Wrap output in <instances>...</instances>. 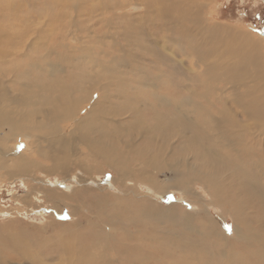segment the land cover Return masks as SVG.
<instances>
[{
	"label": "bare ground",
	"instance_id": "6f19581e",
	"mask_svg": "<svg viewBox=\"0 0 264 264\" xmlns=\"http://www.w3.org/2000/svg\"><path fill=\"white\" fill-rule=\"evenodd\" d=\"M80 1H84L86 4L87 12H82L84 17H81V13L76 7ZM92 1L96 4L88 7L87 4ZM136 2L145 9V12L140 13L139 16L147 28H137L139 25L136 26L125 18L126 24L122 21L123 19L121 20L123 26L122 22L118 23L124 31L118 32L115 39L108 32L102 33L103 27L98 25L100 20H104L109 12L114 11L122 4H124L121 6L122 8L123 6L131 7ZM198 2L199 0H66L61 5V7L64 6L62 10H49L58 17L61 26L59 32L62 33L68 29L74 20L84 24L97 20L94 25H97L98 34L92 36L90 31L84 30L83 41L85 44L80 46L78 56H75L73 52L71 53L74 55H71L70 52L67 53L54 45L50 46L51 51L47 53V56L51 59L49 58L48 61L45 59V64L42 66L35 65L33 67L32 63L34 62L31 63V72L34 73L39 70L36 67L45 68L42 70L43 73L50 69L45 74L50 77L46 87L37 80L33 83L34 89L21 86L19 89L16 86V80H12L10 77L21 79L22 74L20 75L18 62L21 58L20 50L23 43H17L13 39L17 24L13 21L14 16L11 14L12 0H0V132L6 129L4 127H7L10 132L30 129L32 130L31 134L39 133L38 139L48 140L51 148L50 152L47 150L45 152L40 148L43 156L48 158V163H51L47 171L44 172L50 173L49 175L54 177L61 176L65 179H63L64 181L71 177L75 170V166L71 164L76 165L77 163V161H72L75 152L72 146L73 138L70 139L68 134L64 136L61 132V126L67 119H75V128L81 133L78 136L79 141L89 144L93 160L98 161L100 166L115 168L121 177H129L128 171L138 159L144 160L143 170L148 172L159 170L148 167L163 155L169 157L173 155V151L176 154L175 150H177V159L180 160V163L177 162V167L180 169L181 175L184 176L178 177L174 183L182 187L187 186L189 181L199 180L211 189V194L217 204L225 210L227 207L232 213L239 236L249 244L248 247L242 245L236 247L235 244H228L222 237L225 242L220 240L221 243L217 245L214 252L204 253L198 247L200 244L197 243L203 239L199 238L190 245L182 232H172L168 234V241L164 240V244L167 245L166 249L171 254L179 252L178 262L180 264H244V259L248 257L252 260V264H264V167H258L259 171H251L247 165L250 160L246 159V156H250L252 153L256 154V150L252 148L260 143L255 138H261L260 135L262 138L264 137V55L260 44H257L248 34L240 33L227 25L214 22L210 24L206 20L207 13L197 5ZM44 12L45 10H42L39 14L44 15ZM111 18L113 19L109 21L120 17L112 16ZM152 30L156 31V34ZM26 34L28 35L27 32ZM76 37L78 36L76 35ZM119 39H121V43L124 40L126 45L117 48L119 43L116 44V40ZM34 40L36 39L34 38ZM107 40L110 41V45L106 44ZM101 44H105L107 49H100ZM186 51L189 52L186 62H188V58H194L198 64V70H194V68L191 69L192 71L187 70V65L181 61V58L185 59L182 55ZM168 52L180 57L179 62L170 58ZM146 62H152V64ZM48 63L50 64L48 65ZM160 67L163 69L160 70ZM183 68L186 70H182ZM117 69L124 74H140L147 83L137 78L130 82L122 80L123 78L116 77L118 72L114 74ZM152 71H156L154 76H152ZM179 79L194 83L195 85H193L197 87L196 90H202L204 93L189 90L186 85H178ZM168 82L182 90L185 89V94L188 93L187 97L180 94L178 87L171 92L161 91L164 86L168 85ZM207 83H210L211 86H206ZM30 90H34L33 95L29 94ZM217 91L227 92L229 97L221 98L224 99L223 103L225 104L222 110H219V106L221 107L219 99L214 97L218 101V105L215 102L212 103L213 110H218L214 112L208 109L209 106L204 105L203 100H208L210 96L213 97L212 93ZM97 92L100 93L98 99L94 97ZM173 97H183L188 100L187 105L190 106L188 110L181 109L178 112L180 104L178 105ZM199 100H202L203 103ZM86 104L91 105L90 112L84 114L82 120L81 118L77 119ZM131 104H137L140 107L131 108ZM128 107L131 108V114L134 115V120H130L132 124L125 123L119 116L121 111H125ZM141 109L142 115L147 116V122H143L142 118L137 116ZM162 110L165 112L162 113ZM108 115H115L120 121L118 122ZM97 116L100 119L96 118ZM249 123H253L254 130L256 128L260 130L259 135L249 133L253 130ZM246 135L249 137L248 143L241 140ZM173 141H178L179 144H175V147L169 151L168 147ZM149 144H151V148H149ZM207 144H209V148L205 149ZM4 155L5 157L0 160L2 159V167L6 170L8 168L6 176L9 179L19 176L22 178L39 164L34 161L35 158L27 160L21 155L12 158L9 150ZM75 155L77 154H74V158ZM233 157L236 158L233 159ZM237 164L247 166L246 171H235ZM120 172H123L122 175L119 174ZM43 175L48 178L52 177ZM249 176L253 184L249 183ZM257 176H263V179L261 177V181H259L261 184L257 182ZM86 178L92 179L87 175ZM71 182H73L72 179ZM85 182L87 183V181ZM46 185L48 184L46 183ZM50 185L52 186L48 185V190L43 189L48 202L50 201L49 204L58 202V205L55 204L56 207L62 208L61 202L58 201L62 196L57 192L56 185ZM60 185L62 186V184ZM37 200L40 199L37 198ZM67 203L69 202L67 201ZM149 209L154 210L151 207ZM161 211L160 209L159 212ZM133 215L142 224L153 221L151 213L143 212L142 209H139L136 214L134 212ZM99 218L103 220V216ZM154 227L156 225H153ZM161 230L160 235L163 231ZM161 236L157 234V237L149 236L148 238L152 240L153 244L158 245L160 241L156 238L160 239ZM47 240L49 242L36 243L19 235L14 237L0 235V264H15V260H19L22 264H76L77 260H79V264H111L107 261L106 251L94 254L93 249L66 247L62 242L53 244L52 239ZM107 240L109 241V239ZM113 240L115 241V239ZM160 244L159 247L163 248L162 240ZM9 253L16 254L15 258L8 257ZM134 256H136L137 263L139 254H134ZM212 256L214 257L212 258ZM173 259L175 260V257ZM122 262L126 263V260L123 259Z\"/></svg>",
	"mask_w": 264,
	"mask_h": 264
},
{
	"label": "rangeland",
	"instance_id": "374dc122",
	"mask_svg": "<svg viewBox=\"0 0 264 264\" xmlns=\"http://www.w3.org/2000/svg\"><path fill=\"white\" fill-rule=\"evenodd\" d=\"M65 2L66 0H12L10 7L11 14L14 16L13 21L17 24V29L14 32L15 36L13 37V39L17 43H23V44L20 50L21 58L19 59L18 62V67H20L19 69L21 71L20 75L22 74L21 79L19 80V77H10V78L12 80H16L17 82L16 86L19 87V89H21V87L34 89L35 87L33 86V83H35V81L37 80L42 82L43 86L46 87L50 77L45 74L49 72L50 69H48L46 73L42 72V70L45 69L43 67H36L40 71L38 70V72L35 73L31 72V69H32V64L33 67L35 65L42 66L45 64L44 63L45 59L48 61L50 57L47 56V53L51 51L50 46L54 45L56 47H59L61 50L62 49L65 50L67 53L70 52L69 54L71 55L75 54V56H78V54L80 53V49H79L80 46L82 44H85V42L83 41L84 40L83 34L85 33L84 30L87 29L88 31H90V33H92L90 35L92 36H96L98 34V32L96 31L97 25H94L97 23V20L92 22L93 24L91 22L89 24L77 23V21L74 20L73 24L70 25L68 29H66L62 33L59 32L61 26L58 17L55 14H53L52 11L49 10L52 9V10L60 11L64 8V6L61 7V5ZM95 4L96 3L92 1L91 3L87 4V6L92 7ZM85 5L86 4L84 1H80V3L76 4L78 11L81 13L80 14L81 17H84V13L82 12H87V8ZM197 5L204 12L207 13L206 20H208L210 24L214 22L222 25H227L231 28L236 29L240 33L248 34L256 41L257 44H260L259 46L261 47L264 55V0H203V1L199 0ZM121 6L117 7L118 9L116 8L114 10L115 12L114 11L109 12V14L107 15L109 16V18H106L107 17L106 16L104 17V20H100L98 22V25L100 27H103L102 33L108 32L110 33L111 37L115 39L118 32L123 30L122 28L123 22L126 24V19L131 21V23H133L136 26L139 25L137 26V28H143V29L147 28L146 27L147 25H145L142 22L139 16L140 13L145 12L144 11L145 9L141 4L136 2L131 7L123 6L122 8ZM24 10L27 11L22 12ZM42 10H45L44 15L39 14V12H41ZM122 15L125 16L122 18L121 17ZM112 16L113 17L119 16L120 18L119 19L116 18L114 21H109L110 19H113L111 18ZM139 21L141 22V24ZM119 22L120 24L122 22V26L118 25ZM51 27H53L54 29ZM26 32L28 33V35L26 34ZM154 32L156 34V31ZM76 35L78 37H76ZM34 38L36 40H34ZM79 40L81 41V43ZM120 41L121 39L116 40V44L119 43L116 46L117 48L126 45L124 40L122 41V43ZM109 42L110 41L107 40L106 44L110 45L111 43ZM89 43L93 45V43L91 42ZM67 44L69 47L67 46ZM99 48L107 49V46L105 44H101ZM71 52H73L74 54ZM168 53L170 58L176 61H178V59L180 60V57H177L170 52ZM188 54L189 52L186 51V53L182 55L185 57V59L181 58V61L187 65V70L190 71L192 68H194V70L195 69L198 70L199 69L197 68L198 64L195 62L194 58L193 59L188 58L189 60L188 62H186L187 57H189ZM146 63L152 64V62H146ZM49 64L50 63H48V65ZM29 69L30 71H28ZM159 69L162 70L163 68L160 67ZM182 70H186V69L183 68ZM116 72H118V75H116V77H121L123 78L122 80H128L130 82L133 79L137 78L141 81L146 82L145 79L140 74H135V75L124 74L121 73L118 69L117 71L114 72V74ZM155 73L156 71L154 72L152 71V76H154ZM178 82H179L178 85L180 84V86L186 85L189 90L198 91V89L196 90L197 87L194 86L195 84L190 81L188 82L185 79H181V80L179 79ZM207 85L211 86L210 83H207L206 86ZM177 87L174 84L172 83L170 84L168 82V85L164 86L163 90L161 91L171 92L172 90L177 89ZM178 89L180 88L178 87ZM184 90L180 89V94L183 95V97H187L188 93L185 94ZM98 93L99 92H97V94L94 95V97L97 99L100 97V93L99 94ZM29 94L33 95L34 90H30ZM212 95L213 97L212 96L208 97V100H203L204 105L206 107L209 106L208 107L209 110H213L212 103L215 102L218 105V101L214 98L216 97L217 99H219L221 103V107L219 106V110H222L225 105L223 103L224 99L229 97L228 93L227 92L221 93L217 91L212 93ZM223 96L226 97L224 99H221ZM183 97L182 98L173 97V100L178 102V105L180 104L179 105L180 108L178 109V112H180L181 109L183 111H187L188 108L190 107L189 105H187L188 100H186ZM203 101L199 100V102L202 103ZM169 102L172 101L169 100ZM202 103L200 104L203 105ZM131 106H132L131 108L135 107V109L136 107L137 108L140 107L137 104L136 105L131 104ZM84 107L85 108H83L82 111L79 113L77 119L81 118L82 120L84 116L90 112L91 105L86 104ZM131 108L128 107L127 109H125V111H121V114L119 115L122 117V120H124L125 123H131L130 120L132 121L134 120L133 119L134 115L131 114ZM213 111L217 112L218 110L215 109ZM161 112L164 113L165 110H162ZM142 114L143 111L141 109V111H139V114H137V116L141 117L142 118L141 120L143 122L145 121L147 122L148 121L147 116L144 117ZM108 116H110L111 118L115 119L118 122L120 121L117 119V116L115 115H108ZM96 118L100 119L99 116H97ZM65 122L63 123L64 125L61 126V132L64 136L65 134H68L70 139L73 138L72 139L73 151H75L74 154L78 155V156L75 155L74 158V154H73L72 161L73 162L77 161V163L76 165L71 164L75 166L74 167L75 170L71 174V177L66 178L67 179L66 181H64L65 179L61 178V176L54 177L52 175H49L50 173L47 174L44 172L47 171L51 163H48L49 162L48 158H45L43 156V153L40 151V148L44 149L45 152L47 151L50 152L51 148L49 146V143L47 142L48 140L45 139L39 140L37 136L40 134L37 132L36 134H31L32 130L30 129L21 130V132L19 131L10 132L7 127H4L6 129L1 130L0 158L3 159L5 157L4 154L9 150L10 157L12 158H16L18 155L19 156L21 155V157H24L27 160H32V158L33 159L35 158L34 161H36L39 164H37L38 166L36 168H32L34 170L27 173L26 176H23L22 178L19 176V177H14L13 179H9V177L6 176V171L8 170V168L7 170L6 168L4 169L1 164L2 159L0 160V235L7 237H14L15 235H19L23 238H27L31 242L33 241L36 243L38 242L40 243V241L49 242V240L47 239H52L53 244L62 242V244H65L66 247L73 246V247H80L85 249L89 248L91 250L93 249L94 254L98 252L102 253L106 251L107 261L110 262L111 264H133V263L134 264H150V263L180 264V262H178L179 252H176V254H171V252H169L168 249H166L167 245L164 244V240L166 239L168 241L169 239L168 234L172 232L174 233L182 232V234L184 235V237H186L187 242L190 245L194 244L199 238L203 239L197 241V243L200 244L198 247L201 248L204 253L214 252V250H216L215 248L217 247V245L221 243L220 240L222 241L225 240L228 244H232V245L235 244L236 247L238 245L248 247L249 242L242 240V238L237 233L235 227L236 224L234 222L235 219L232 213L229 211L227 207L225 210L223 209V207L217 204L214 196H212L211 194V189L207 188L199 180L189 181V184H187V186H182V187L177 186L174 183L176 182L175 180L178 177L184 176L181 175V171L177 167V162L180 163V160L177 159V155H178L177 150H175L176 154L173 151L172 153L173 155L170 156L168 155L169 157L167 156L164 157L163 155V157H161L163 159L160 158L158 161H155L152 166L148 167L151 169L158 168L160 171L164 167H167L168 169L164 168L161 172L159 170L156 171L152 170L151 172H148L146 170H143L142 168V164L144 160L138 159V161L134 162L133 167L129 169L128 171L129 177H121L118 175V172H116L115 168L103 167V165L100 166L98 164V161L93 160L94 158L92 156L93 155L92 152L90 153V148L88 146L89 144L81 140L79 141L78 136H80L81 133L78 129L75 128L74 125L75 119H67L65 120ZM249 124L251 129L255 128L253 123H249ZM64 131L65 133H63ZM259 132L260 130L257 128L255 130L253 129L249 131V133L256 135H259ZM260 137L261 138H255L256 140L259 141L260 144L259 145L256 144V146L254 145L255 147L252 148L256 150L255 151L256 154L254 155L252 153L250 156H246V159L249 158L250 160V163L249 164L246 163V164L249 166L248 168H250L251 171H257L258 167H264V137L262 138L261 135ZM248 138L249 137H247L246 135L245 138H242L241 140L244 142L247 141L248 143L249 142ZM34 142L35 144H33ZM175 144L178 145L179 144L178 141L175 142L173 141L168 147V150L171 151L175 147ZM43 145L45 148L43 147ZM151 147H152L151 144H149V148ZM249 147L251 148L252 146ZM207 148H209V144H207V146L205 147V149ZM54 153L57 154V152ZM234 158L236 157H233V159ZM235 167L236 168L234 170L238 172H244L246 171L245 169L247 168V166L245 167L239 164H237ZM121 173L123 172H120L119 174ZM43 174L52 177H49L50 178L49 179ZM250 174L252 175V173ZM86 175L92 179L88 180L86 178ZM77 177H80L81 179ZM261 177L263 179V176H257L256 180L258 183H260L259 181H261L260 180ZM71 179L73 182H71ZM139 179L142 181H140ZM85 181H87V183ZM44 182H46L49 186H52L50 184H54L53 186L56 185L55 188L57 187L56 188L57 192L60 193V195L62 196L60 197V199H58V201H60L63 206L62 208L58 209L56 207V205H58V202H54V203L51 202L49 204L50 201L48 202L46 195L44 194L45 192L44 190H48L49 187ZM66 182H71V183H66ZM249 183L253 184L252 181L250 180V176H249ZM60 184H62V186ZM37 198L40 200H37ZM67 201L69 203H67ZM150 207L154 210H150L149 209ZM159 208L162 210L161 212H159L160 210ZM139 209H142L143 212L151 213V215L154 217V219L153 217L151 218L153 221H148V223L146 222L147 224L146 223L142 224V222L138 221L133 214L134 212L136 214L137 211H139ZM163 212L165 213V215ZM100 216L101 217L103 216V220L99 218ZM153 225H156V227L153 228ZM158 227L160 228V230L161 229L163 230V231L161 230L162 236L159 234L161 233L160 230L157 231V229H159ZM152 230H154L155 233ZM104 232H106L107 234ZM157 234L158 236L162 237V238L160 237V239L156 238V240H159L160 242L161 240L163 241L164 244L163 248L159 247L161 246L160 242L158 243V245L153 244L152 240L151 239L149 240L148 238L149 236L157 237ZM222 237H224V240ZM107 239H109V241ZM113 239H115V241ZM155 245H157L158 247ZM134 254L137 255L139 254L138 256L139 261H137V263L135 260L136 256H134ZM15 255L9 253L8 257L15 258ZM174 257L175 260L173 259ZM213 257L214 256H212V258ZM122 258L126 260V263L122 262L123 260ZM114 260L116 262H113ZM244 260H245L244 264H252V260L249 257L247 259L245 258ZM14 263L22 264V262H20L19 260H15ZM76 264H79V260H77Z\"/></svg>",
	"mask_w": 264,
	"mask_h": 264
}]
</instances>
